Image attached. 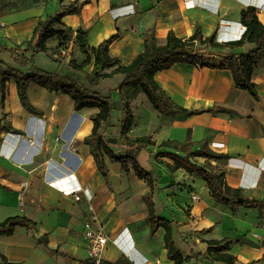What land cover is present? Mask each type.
<instances>
[{
	"label": "crops",
	"instance_id": "0c3cea01",
	"mask_svg": "<svg viewBox=\"0 0 264 264\" xmlns=\"http://www.w3.org/2000/svg\"><path fill=\"white\" fill-rule=\"evenodd\" d=\"M74 1L0 0V65L28 73L33 62L46 72L88 78L95 70L87 67L75 71L68 65L71 59L77 65L83 59L75 45L76 31L80 28L89 29L90 46H97L119 32L120 38L110 45L109 53L121 66H127L144 51L143 41L150 30L161 45L169 32L184 40L199 26L203 38L214 34L215 43L224 45L239 39L244 32L239 20L242 9L253 7L264 18V0H77L78 13L61 20L62 27L72 31L65 47L73 49V54L69 51L66 57L54 59L50 53L58 51L59 42L50 39L46 42L48 52L31 57V49L24 43L31 39L39 18L52 16L62 5ZM196 47L206 62L218 63L226 55L249 51L253 45L233 49ZM1 48L12 50L18 57ZM41 56L52 62L43 60L39 65L37 59L42 60ZM111 71L99 70V74ZM118 77H121L118 85L111 87L109 81L117 82ZM122 79L121 75H113L100 79L96 85L78 82L92 95L112 98ZM154 80L175 107L198 111L191 116L177 114L175 109L157 111L146 103L139 89L117 92L119 100L121 96L130 100L134 116L126 137L133 140L150 136L156 143L146 147L138 157L139 163L143 165V160L158 179L160 193L153 198L155 215L170 223L173 244L183 259L190 253L205 254V241L225 240L229 242V250L223 254L234 257L235 264H264L261 244L252 237V233L263 235L260 228L264 225V53L252 75L258 101L235 87L227 69L175 64L157 72ZM26 95L34 113L21 106L16 85L12 81L6 83L4 106L0 109V222L24 217L34 222L36 229L16 226L11 235L0 236V255L10 264H95L88 256L83 237L85 224L93 214L95 226H101L107 237L98 264H172L166 256L164 230L159 228L150 235L142 200L147 191L144 183L130 167V173L125 175L119 165L104 157L110 173L111 189H108L83 142L91 132L89 116L98 110L76 111L67 95L49 92L35 84L28 86ZM136 100L140 102L138 110L133 107ZM113 104L116 115H121L119 131L124 117L123 103ZM214 106L230 113L207 111ZM102 133L106 139L120 144L118 135L108 137L104 128ZM162 141L194 144L206 141L210 150L223 156L210 163L225 169L227 184L242 189L245 196L256 202L254 206L231 213L210 197L204 181L195 174L181 169L169 172L153 159L161 151L158 145ZM115 153L123 150L117 149ZM160 160L172 164L165 158ZM193 161L201 165L205 160ZM127 179L129 185L125 186L122 182ZM127 195L141 200V218H130L125 213L127 203L123 202ZM192 196L197 199L192 200ZM184 264L224 263L211 255Z\"/></svg>",
	"mask_w": 264,
	"mask_h": 264
},
{
	"label": "trees",
	"instance_id": "16d2710c",
	"mask_svg": "<svg viewBox=\"0 0 264 264\" xmlns=\"http://www.w3.org/2000/svg\"><path fill=\"white\" fill-rule=\"evenodd\" d=\"M61 3L62 0H59ZM80 9L78 1L62 5L60 10L52 16L40 17L34 28L31 39L24 44L31 49V57L38 53H46V42L50 39L58 40L59 44L56 50L66 49L67 44L72 37V31L62 27L61 20L65 16L75 15ZM240 24L245 28L239 39L227 42L224 45L217 44L214 41V34L205 38L202 37L199 26H196L195 32L187 39L177 38L172 32H169L163 44H158L154 38L153 31L147 32L144 38V51L138 54L129 65L121 66L117 58L109 53V47L120 38L119 32H116L109 38L100 42L97 46H90L87 42L89 29H78L75 35V45L83 56L82 61L77 65L72 59L68 65L75 71H82L87 67L95 72L90 76L92 85H96L100 79L108 78L113 75L123 77L116 91L121 93L124 89H139L146 97L149 104L157 111L170 112L175 109L177 114L191 116L198 111H188L180 107H175L164 92L159 88L154 80V75L162 70H167L175 64H191L200 68L227 69L230 72L235 87L245 90L255 101L259 96L255 91V85L252 83L254 67L257 65L262 53H264V18L261 19L253 7H246L239 13ZM246 44L253 45L249 51L239 55H226L218 63L206 62L204 55L197 51L196 46H205L210 49H233L242 47ZM64 47V48H62ZM1 51L18 57L12 50L1 48ZM56 52V51H55ZM54 52H51L52 56ZM22 59V58H20ZM112 69L110 74H99V70ZM12 81L16 85V91L21 106L29 113H34L35 109L30 105L27 99L26 91L30 84L38 85L49 92H57L67 95L74 103V109L95 108L98 111L89 116L92 124L90 134L83 139L85 145L89 148V153L93 157L96 169L101 174L104 183L108 189H111L110 173L103 161L106 157L112 164L119 165L125 175L132 169L134 176L142 181L146 188V193L142 196L146 208V220L149 223L150 235H153L157 229L164 230L163 243L167 250L166 256L172 264H184L191 260L206 259L214 257L215 260L224 264H235L236 259L229 254H223L229 250V242L223 241H205L207 245L206 253L203 255L190 253L185 259L181 257L179 251L175 248L171 238V225L169 222L157 217L154 212L153 198L160 193L157 188L158 179L154 172L145 169L138 161L139 154L149 146H155V141L150 136L137 137L129 139L126 137L129 132L134 116L131 110V102L126 97H120L123 103L124 118L119 124V142L113 139H106L103 136L102 128L109 126L112 115V103L110 97L100 98L92 95L84 88L76 78L71 74L60 75L41 70L31 66L28 73H23L11 67L0 65V109L3 110V101L5 98L6 83ZM210 113H225L230 111L219 106H214ZM4 116L1 115V121ZM123 150V153H115L110 147ZM195 146L198 149H193ZM161 151L153 156L158 164H162L169 172H175L181 169L189 174H195L202 179L210 192V197L231 213H236L240 208L249 209L254 206L255 201L244 195L242 189L233 188L226 182L225 169L212 165L210 161L220 159L223 156L216 154L209 149L206 141L198 143H180L177 141H162L158 145ZM162 158L169 160L172 164L163 162ZM195 158L204 159L203 164L193 161ZM168 187V189H170ZM264 206V200L262 201ZM16 226H23L34 231L36 224L24 217H12L0 222V236H9L13 233ZM222 253V254H221ZM0 264L7 263L6 259L0 255Z\"/></svg>",
	"mask_w": 264,
	"mask_h": 264
},
{
	"label": "rangeland",
	"instance_id": "374dc122",
	"mask_svg": "<svg viewBox=\"0 0 264 264\" xmlns=\"http://www.w3.org/2000/svg\"><path fill=\"white\" fill-rule=\"evenodd\" d=\"M72 51V52H71ZM71 51H70V53H71V55L73 54V49H71ZM41 59L42 60H40V58L39 59H37V63L39 64V65H41L42 64V61L43 60H48V61H50V62H52L49 58H47V57H45V56H41ZM44 62V61H43ZM207 62H210V60H208ZM32 66V65H31ZM33 66H35L34 64H33ZM36 67V66H35ZM38 68V67H37ZM40 69V68H39ZM42 70V69H41ZM77 75V76H76ZM75 76H76V78H77V81H80L81 83H82V85H84V86H87V85H92L91 84V82H90V77H88V78H86L84 75H80V74H76ZM121 78V77H120ZM119 77L117 78V82H116V80L115 81H109V85H111V87H112V85H118V81H119V79H120ZM107 88L109 89L110 88V86H107ZM112 95V94H111ZM144 98H145V96L144 95H142ZM111 97V96H110ZM110 99H112V101H111V103H114L113 105L115 106L116 104H118V103H121V101L119 100V95L117 94V92H115L113 95H112V98H110ZM146 100V99H145ZM146 103H148L147 102V100H146ZM133 107H134V109H136V110H138L139 108H140V102L138 101V100H136V101H134V103H133ZM122 111H123V109H122ZM116 110H115V107H113L112 106V115H111V117L113 116V124H109V126L108 127H106V128H104V132L106 133L107 132V135H108V137H117V135L119 136V131H118V126H117V124L119 123V119H121V115H116ZM124 118V117H123ZM108 128V129H107ZM107 129V130H106ZM102 130H103V128H102ZM117 149H115V148H112V151H116ZM144 154H147V153H144ZM143 157H145V155H143ZM143 157H142V159H143ZM142 162H143V165L141 164V166L143 167V168H145L146 166L144 165V161L142 160ZM147 168V167H146ZM145 168V169H146ZM148 169V168H147ZM122 183H124V185L126 186V183H127V186L129 185V180L127 179V181L125 182V181H123ZM133 186H135V185H133ZM118 199H119V197H118ZM123 203H127V207H126V210H125V213L128 215V217H130V218H135V219H137V218H141L142 217V214H143V209H142V203H141V200H139V199H134L133 197H131L130 195H127L126 196V199H125V202H123ZM95 216V215H94ZM84 243H85V246H86V241H85V239H84ZM87 248V247H86Z\"/></svg>",
	"mask_w": 264,
	"mask_h": 264
},
{
	"label": "built area",
	"instance_id": "2783aa9c",
	"mask_svg": "<svg viewBox=\"0 0 264 264\" xmlns=\"http://www.w3.org/2000/svg\"><path fill=\"white\" fill-rule=\"evenodd\" d=\"M69 49L70 47L68 46L66 49L56 51L52 54V57L56 60H60L68 55V52L70 51ZM74 199L78 201L79 197L75 195ZM191 199L196 200L197 197L192 196ZM89 221H90L89 223L85 224L83 237L86 241L88 256L94 261L95 264H98L100 261L101 253L104 250L105 245L107 243V237L102 232L101 226L100 227L95 226L96 216L92 214L89 218ZM91 223L94 226H91ZM260 229L263 235H260L258 233H252V237L260 242L261 249L263 251V260H264V225Z\"/></svg>",
	"mask_w": 264,
	"mask_h": 264
}]
</instances>
